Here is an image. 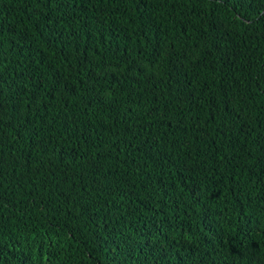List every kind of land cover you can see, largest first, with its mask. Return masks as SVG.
I'll return each instance as SVG.
<instances>
[{"label": "trees", "instance_id": "obj_1", "mask_svg": "<svg viewBox=\"0 0 264 264\" xmlns=\"http://www.w3.org/2000/svg\"><path fill=\"white\" fill-rule=\"evenodd\" d=\"M0 264H264V0H0Z\"/></svg>", "mask_w": 264, "mask_h": 264}]
</instances>
